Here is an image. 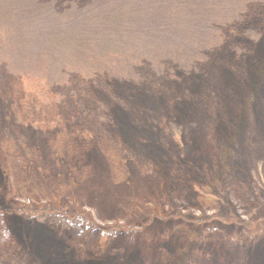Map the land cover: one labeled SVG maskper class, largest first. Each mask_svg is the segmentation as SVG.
Here are the masks:
<instances>
[{
    "label": "rangeland",
    "instance_id": "obj_1",
    "mask_svg": "<svg viewBox=\"0 0 264 264\" xmlns=\"http://www.w3.org/2000/svg\"><path fill=\"white\" fill-rule=\"evenodd\" d=\"M0 208V264H264V0H0Z\"/></svg>",
    "mask_w": 264,
    "mask_h": 264
},
{
    "label": "trees",
    "instance_id": "obj_2",
    "mask_svg": "<svg viewBox=\"0 0 264 264\" xmlns=\"http://www.w3.org/2000/svg\"><path fill=\"white\" fill-rule=\"evenodd\" d=\"M6 3H9V0H1L2 6ZM3 212L4 210H1L0 208V216L2 215ZM14 213L18 216L34 220L41 224L51 221L58 226L60 225V228L63 229L70 228L72 225H74L77 222H83L84 227L86 229H90L92 225V223L89 221V219L84 215L82 211H76L75 213L70 214L66 208L62 207L60 203H58L57 200H51L47 204L41 205L36 209L19 207L14 211ZM254 223H256V221L253 222L252 224ZM127 231L131 233L132 231L134 232V230L131 228H128Z\"/></svg>",
    "mask_w": 264,
    "mask_h": 264
}]
</instances>
